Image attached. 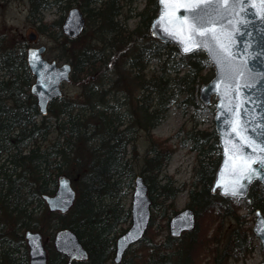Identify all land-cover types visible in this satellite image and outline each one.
I'll list each match as a JSON object with an SVG mask.
<instances>
[{
  "label": "trees",
  "instance_id": "16d2710c",
  "mask_svg": "<svg viewBox=\"0 0 264 264\" xmlns=\"http://www.w3.org/2000/svg\"><path fill=\"white\" fill-rule=\"evenodd\" d=\"M32 1L36 9L60 0ZM77 3L86 12L87 27L93 24L95 30L91 39L86 30L75 39L64 37L62 54L58 57L67 55L73 65L72 79L98 70L104 73L111 56L116 55L115 50L121 48L125 53L123 62L130 73L127 80L139 92L133 95L125 89L114 94L103 88V82L86 86L77 100H66L63 95L49 107L48 114L56 119L51 129L46 115L38 120L40 112L30 92L33 76L25 50L0 47V264H27L22 232L25 228L48 229V264H67L66 257L53 245L55 233L64 228L74 230L88 251L86 260L74 264H200L201 251L211 240L221 238L219 232L226 216H231L236 225L223 249L216 248L211 254L213 264H226L230 258L246 259L255 250V234L247 225V217L257 209L264 214V184L259 181L251 184L242 200L244 213L239 212L232 198L212 192L221 158L217 132L215 127L209 130L194 126L184 133L181 144L184 146L190 140V149L196 153L186 204L196 213L195 227L179 237L168 232L159 240L152 234L155 208L164 205L160 210L168 223L177 212L173 201L184 188L175 186L171 178L159 177L174 148L150 137L139 171L149 187L150 225L120 263L113 261L116 238L126 230L124 223L131 216L125 202L126 187L132 186V179L138 174L128 145L139 129L150 135L173 104L201 107L200 86L212 78L214 68L203 50L182 54L176 45L150 33L158 0H146L145 7L137 12L139 22L134 29L118 19L122 14V0H80ZM69 5L65 4V8ZM62 21L63 16L53 25L61 27ZM38 29L47 32V24L39 25ZM83 38L86 41L79 47L73 45ZM153 60L160 64L158 69L149 72ZM107 95H111V99L107 100ZM120 98L123 102H119ZM210 107L215 110L213 104ZM50 131L56 133V138L47 146H41L38 139ZM61 173L74 180L78 188L76 203L65 213L51 211L46 205V218L40 221L35 216L34 201L27 198L26 187L35 186L44 205L42 193L55 192ZM160 197L162 200H157ZM218 215L219 222L207 238L206 229ZM207 217H210L208 224Z\"/></svg>",
  "mask_w": 264,
  "mask_h": 264
},
{
  "label": "water",
  "instance_id": "95a60500",
  "mask_svg": "<svg viewBox=\"0 0 264 264\" xmlns=\"http://www.w3.org/2000/svg\"><path fill=\"white\" fill-rule=\"evenodd\" d=\"M196 7L189 0H158V12L152 19L150 32L164 42L175 44L181 53L190 54L204 50L214 66V76L200 87V99L209 104L215 97V129L218 135L221 160L212 183V192L222 196L225 190L235 188L240 183L247 185L239 198H244L250 185L258 180L264 184V171L257 161L264 160V136H259L254 128L264 127V0H244L227 13V19L221 24L212 25L217 57L227 61L223 75L218 74L216 63L210 58L196 37L189 39L187 25L191 23L188 9ZM163 12L164 19L161 20ZM184 29H181V25ZM86 28L84 12L78 6H72L62 24L66 36L76 38ZM203 31V29L199 30ZM36 32L29 34L36 38ZM184 48H192L185 52ZM46 45L31 46L26 50V60L34 81L30 91L36 97L42 115L48 113L50 103L63 95V84L71 80L72 64L68 61L58 63L44 56ZM250 169H256L251 182L245 179ZM232 198L230 195H227ZM51 211L67 212L75 204L77 191L71 179L60 175L58 186L53 194L43 193ZM131 219L129 227L116 239L113 260H123L126 251L139 242L146 234L151 221V197L149 187L143 175L137 174L130 204ZM253 231L258 236L264 251V214L256 210ZM170 234L181 236L196 225V213L191 207H185L174 213L168 222ZM25 238L29 247V264H48L47 249L43 235L39 230L28 229ZM57 252L63 254L67 264L83 261L88 251L76 232L70 228L60 229L53 239ZM257 264H264L261 261Z\"/></svg>",
  "mask_w": 264,
  "mask_h": 264
},
{
  "label": "rangeland",
  "instance_id": "374dc122",
  "mask_svg": "<svg viewBox=\"0 0 264 264\" xmlns=\"http://www.w3.org/2000/svg\"><path fill=\"white\" fill-rule=\"evenodd\" d=\"M80 0H60L59 3L54 5H50L49 7H40L33 8L34 2L32 0H0V47L2 48H11L17 47L26 49L30 45H41L45 44L48 46V51L46 52V57L49 59H57L58 62L67 61V55L59 58L58 56L62 54V47L65 35L62 32V28L53 23L59 20L62 16H65L67 10L73 4H78L77 2ZM82 1V0H81ZM69 3L70 5L65 8V4ZM39 4V2L37 3ZM123 8L122 14L119 15L118 19H120L124 25H126L129 29H134L139 22V16L137 12L142 10L146 5V0H122ZM34 9V10H33ZM41 24H47L48 31L41 32L38 27ZM95 27L91 24L87 27V34L90 36L94 32ZM34 31L37 33V38L35 40H31L29 38V33ZM60 31L62 33H60ZM87 35V39H88ZM94 36V35H92ZM86 38L77 40L75 47H79ZM71 49V46H70ZM68 51L67 53H69ZM116 55H112L109 67L105 70L104 73L101 71L97 73H93L88 76H83L77 79H71L69 82L65 83L63 87V92L66 100H77L80 99L84 88L86 86L91 87L93 85H100L103 83V88L111 90L110 92L114 94L122 93L123 90L128 89L133 95L138 94V90L134 89V84H130L128 82L129 70L126 67L124 56L125 53L121 52V48L115 50ZM158 60H153L148 68V71H152L158 69L159 66ZM132 86H130V85ZM110 86V87H109ZM110 88V89H109ZM102 90V89H100ZM127 92V91H126ZM116 96V95H115ZM111 99V95H107V100ZM119 102H123V98L119 99ZM113 102L110 100V103ZM118 102V103H119ZM211 104L206 105L203 104L201 107L195 109L191 105H181L177 106L173 104L165 119H163L150 133L147 135L145 130L139 129L136 132L135 139L131 144L128 145V150L131 151V155L134 162V169L136 173H139L140 167L143 164V159L145 153L147 152L150 144V137H154L155 140H158L166 147H173L174 152L171 156L168 164L165 166L159 177L161 178H171L175 186H179L180 188H184L179 191L177 197L174 199L173 204L175 210L183 209L188 201V189L190 187V183L193 175V166L196 164V153L190 149L191 141L187 140L186 144L182 146L181 142L183 139V135L185 136V132L190 130L192 127L196 126L197 128L204 129L208 128L209 130L214 127V114L215 112L210 107ZM55 109L57 106L55 105ZM124 106L121 107V110H124ZM46 123L51 126V129H54L55 126V116L53 114L46 115ZM39 122L43 120V116H38ZM56 138V133L50 131L47 135L44 134L38 139V143L41 146H47L48 143H51ZM52 140V141H51ZM133 144L135 148H133ZM63 175L68 176L71 179V182L74 185V180L67 174L61 173ZM60 174V175H61ZM32 188L26 187L27 190V198L33 200L36 209L35 216L41 221L45 219V207L46 203L40 201L38 190L35 186H31ZM77 189V186L74 185ZM127 195L125 197V202L127 206H130L132 193L134 189V179H132V186H128ZM159 201L162 200L160 197L157 199ZM233 200L237 203L240 213L246 212V208L243 205L242 200L239 198H233ZM170 202V201H168ZM161 207L155 208V225L152 227V234L156 239H164V237L168 234L169 228L168 223L163 218L161 214V210L164 208V205H160ZM214 212L213 214H215ZM210 216V214H208ZM39 216V217H38ZM210 217H207V224ZM215 222L206 229V236L209 238V235L216 228V225L219 222V215ZM12 223L13 219L11 220ZM248 226L251 228L255 222V215L252 214L247 217ZM130 225V220L124 223V226L128 227ZM236 225L235 220L231 216H226L224 220V225L222 229H220L221 238L218 241H212L209 243L201 251L200 264H213V259L211 254L216 250V248L223 249V246L226 244L227 239L229 237V233L231 229ZM37 230V228H31ZM38 230L43 234L45 244L50 238L48 229ZM25 229H22L24 232ZM25 239V238H24ZM47 240V241H46ZM26 241V240H25ZM26 243V242H25ZM255 250L252 254H250L246 259L235 261L234 259H228L226 264H257L261 261H264V253L261 248L260 240L255 235L254 239ZM219 250V249H218ZM26 252L28 254V245L26 244Z\"/></svg>",
  "mask_w": 264,
  "mask_h": 264
},
{
  "label": "snow or ice",
  "instance_id": "6c2138e0",
  "mask_svg": "<svg viewBox=\"0 0 264 264\" xmlns=\"http://www.w3.org/2000/svg\"><path fill=\"white\" fill-rule=\"evenodd\" d=\"M190 3L195 4L196 7L186 10L187 14L191 17V23L187 25V31L189 32V39L196 37L199 43L196 47L205 48L210 58L217 65L218 74L223 75L224 66L227 61H222L217 57L215 51V39L212 35V25L221 24L227 19V13L230 9H234L238 4L243 3L244 0H189ZM161 5L165 3V0H160ZM161 20L164 19L163 12ZM181 29H184V25H181ZM203 29V31H199ZM185 52L192 51V48H184ZM264 122V117L261 118ZM259 136H264V127H258L253 129ZM260 166V170L264 171V160L257 161ZM256 169H250L245 179L248 183L251 182L252 176L255 174ZM264 178V177H262ZM247 185L244 183L238 184L237 187L230 190H225L224 195H230L233 197H241L246 191Z\"/></svg>",
  "mask_w": 264,
  "mask_h": 264
},
{
  "label": "flooded vegetation",
  "instance_id": "af4514ba",
  "mask_svg": "<svg viewBox=\"0 0 264 264\" xmlns=\"http://www.w3.org/2000/svg\"><path fill=\"white\" fill-rule=\"evenodd\" d=\"M31 46V45H30ZM27 229H29V228H25V231L23 232V236H24V238H25V232H26V230ZM11 235H13V233H10ZM5 237H8V236H5ZM25 240H26V238H25ZM26 242V244H27V241H25ZM26 251V250H25ZM26 254H27V252H26ZM29 249H28V254H27V264H29Z\"/></svg>",
  "mask_w": 264,
  "mask_h": 264
}]
</instances>
